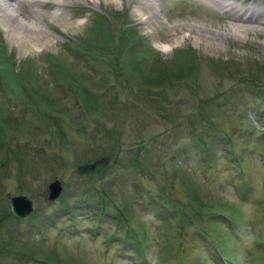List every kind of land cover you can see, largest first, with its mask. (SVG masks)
I'll use <instances>...</instances> for the list:
<instances>
[{
	"label": "rangeland",
	"instance_id": "374dc122",
	"mask_svg": "<svg viewBox=\"0 0 264 264\" xmlns=\"http://www.w3.org/2000/svg\"><path fill=\"white\" fill-rule=\"evenodd\" d=\"M50 1L44 0L43 3H35L29 7L24 5L26 11H32V17L27 20L35 21L37 26L45 29L43 32L49 35L50 41H47V45L27 50L0 24V37L5 51L14 57V73L21 71L20 65L24 60L28 59L30 62L24 71L27 80L12 76L16 84H19V89L13 90L11 82L6 84L0 74V122L6 131H11L15 136L10 134L7 137L8 142L14 141L9 147L15 150L19 145L23 153L20 155H23L24 160L23 165L18 166L17 157L11 155V163L4 168L7 154L0 147L1 208L9 210V200L13 196L28 197L33 202V212H38V219L29 222L27 217L28 219L19 220L17 225L22 232L30 228L32 236L34 234V238H38L41 226L48 222L46 217L63 213V205L58 203L59 198L47 205V186L58 180L63 188L62 194H65L67 199L66 205L74 208L73 214L76 218L73 222L61 218L54 228L43 232L44 240L48 241L45 247H50L58 238L64 237L66 250L79 258L80 264H180L176 260L167 262L161 248L164 240L160 241V245H148L142 252L131 245L123 249L120 239L123 238L124 225L117 228L112 218L100 219L94 216L95 210L91 206H79L77 199L71 197V191L75 190V194H79L84 182L92 180L93 187L112 193L119 204L122 202L124 188L127 205L130 201L138 203L139 197L142 201V206L134 205V212L129 215L128 207L123 209L129 225L138 231V224L142 222L150 229V235L158 233L159 236L165 237L175 235L174 230L179 224L175 211L159 207L157 202L143 194L150 191L152 196H157L155 189L162 184L172 187V191L179 195L178 187L181 184L192 186L194 182L201 194L219 197L223 200L220 201L223 206H231L219 209L230 221L220 220L218 229L226 241L219 243V250L216 249L218 242L212 237H199L195 234L198 231L194 230L196 227L187 225L182 253L184 263L181 264H231L228 262L230 256L234 258V264H264V98L256 99L247 93H240L246 88L244 85L236 86V70L232 71L234 76L229 79L226 77L228 72L219 76L221 73L218 69L212 67L213 62L229 66L235 64L237 70L246 75L254 73L253 70L257 66L264 70V23L253 24L255 31H250L246 38L233 36V39H229V20L216 6L228 5L229 0H141L145 5L142 11L138 9L136 0H61L67 5L53 9L48 4ZM261 7L264 12V3ZM116 12L125 13V27L138 31L143 44L151 47L153 53L160 54L162 67L173 60L176 50L193 49L201 60V66L198 68L199 80L193 83L196 90L185 91L182 89L185 84H177L166 96L164 94L163 97L157 98L160 101L167 97L164 100L170 103L166 111L160 112L152 104H141L140 93L143 92L134 88L130 79L132 68L123 60L121 65H124V69L117 67V71L122 73L117 81L125 85L124 90H109V83L105 84V88L102 87L104 84L98 76L89 81V88L98 98L102 112L93 114L86 108L83 109V100L80 106L74 96L62 92L53 79L56 73L50 69L45 57L50 54L59 58L62 52L63 62L68 69V73L63 74L64 79L68 78L69 73L75 72L79 80H86L85 71L93 73L91 68L96 67L98 63H91L90 68L89 61L78 56L79 53L65 49V45L78 44L79 37L87 38V32L91 31L96 14L114 21ZM53 14L61 17L52 19ZM155 19L162 21L159 29H155ZM173 24H194L217 33H225L229 38L218 41V45L212 47L206 46L202 41H196L188 34L187 37L181 34L184 38L173 42L167 31ZM141 46L142 44H137L136 50ZM154 69L150 68L149 73L146 70L149 78L157 76ZM150 73H153L152 76ZM140 76L144 75L139 73ZM19 79L24 82L17 81ZM125 80L128 81L129 87L134 88L133 93L125 91ZM142 81L145 80L140 83ZM46 82L52 85L46 87L50 90V99L54 100V103L59 100L61 104L55 109L60 112L55 115L59 117V121L65 118L62 126L67 136L62 143L55 136L54 126L44 130L41 124L42 116L36 112L33 104L27 103L30 102L29 95L33 94L27 87L45 86ZM149 82L147 80L142 83L144 91L154 88ZM217 89L241 90L232 97L237 120L228 122L229 107H224L221 117L225 114L226 116L218 123L222 134L231 130L232 123L238 125L233 141L235 146L228 147L223 144L221 139H224V135L221 139L214 136L207 140V148L202 151L191 150L189 147L193 140L190 137L192 130L185 124L189 108L192 104H197V101L212 96ZM45 94L47 93L41 92L35 97L41 100ZM192 95L195 99L191 98ZM112 96L116 98L113 100ZM178 109L181 112L173 118L171 114ZM101 124L105 128H102ZM141 145H145L146 150L140 153L138 151ZM89 149H100L102 154L108 155L109 165L101 172H95L96 169L90 172L91 176H79L78 166L93 163L99 158L98 154H93V150ZM174 151L180 156L173 165L171 154ZM138 153L141 162L146 159L145 164L153 177L138 175L130 168L124 167ZM210 156L212 159L207 160L206 157ZM84 160H88V163H83ZM19 167H22V174ZM7 227H0V237L3 235L5 239L9 238ZM47 228L48 225L45 224V230ZM107 235L115 236L116 240L105 242ZM60 244L64 246L63 243Z\"/></svg>",
	"mask_w": 264,
	"mask_h": 264
},
{
	"label": "trees",
	"instance_id": "16d2710c",
	"mask_svg": "<svg viewBox=\"0 0 264 264\" xmlns=\"http://www.w3.org/2000/svg\"><path fill=\"white\" fill-rule=\"evenodd\" d=\"M114 16V21H111L105 16L96 14V17L91 24V31L87 32L89 33L87 34V38L79 37L78 44H74L72 46L65 45V49L73 52L75 51L79 53L78 56L82 57L84 60L89 61L88 66L90 68L91 63H98L96 67L91 68L95 73L85 71L84 74L86 75V80H79V77L75 72L69 73L68 78L64 79L63 74L68 73V69L63 62L64 57L62 55V52L59 58H56L50 54L45 57L47 62L50 64V69L53 71V73H56V76H54L53 79L56 81V85H58L62 92L74 96V99H77L79 105L83 100V109L86 108L93 114L102 112L99 107L98 98L94 96L92 89L89 88V81L98 76L99 80L102 82V84H104L102 87H104L105 84L109 83V90H124L125 85H122L123 83L117 81V79L122 76V73L117 71V67L120 66L122 67V69H124V65H121V61L123 62V60L132 68V70L130 71V79L134 83V88H139L141 89L140 92H143L140 93V95L142 96L141 104L145 102L148 105L152 104V106H154L160 112L166 111V107L170 103H167L164 100L167 97L160 99V101H158L157 98L159 96L163 97L164 94L166 96V93L177 87V84H185V87L182 88L185 89V91L188 89H190L191 91L196 90L195 84L193 83L199 80L198 68H200L201 66V60L198 58L197 53L193 49L185 48L182 50H176L173 53V60L169 64L165 62L167 64H162L164 66L162 67L160 66V54L158 53V55L157 53L155 54V52L153 53L151 47L143 44L142 36L140 37L138 31H135V29L132 30L127 26L125 27L127 22L126 14L116 12ZM2 41L3 40L0 37V74L3 78V81L6 84L8 82H11L13 86L12 89L16 90L19 89L20 86L19 84H16L12 76H20L27 80L26 73L24 71L26 66L28 68V64H30V62L28 61V59L24 60L20 65L21 71L14 73V57L11 54H7ZM137 44H142V46L138 48V50H136ZM147 58L150 59L148 60ZM224 65L225 64H218L216 62H213L212 67L218 69V72L221 73V75L219 76H223L228 72L229 74L226 75V77L229 79L233 78L234 73H232V71L235 72L236 70V86L239 87L244 85V87L246 88V90H243L244 92L239 90L241 91L240 93H247L248 95L256 99L261 97L264 98V73H262L264 70L262 67L257 66V68H254L253 70L255 71L254 73L250 72L246 75L242 74V72H239L235 64H232L233 66ZM102 66L104 67L102 68ZM156 67L157 69H154ZM150 68L157 71V76H155L154 78H149V75L147 74V71L148 73L151 72ZM215 71L217 72V70ZM139 73L144 76L139 77ZM152 74L153 73H150V76H152ZM145 78L148 80V82L151 80L149 84L151 86H154L152 90L147 89L144 91L142 83L147 82ZM141 80L145 81H142L140 83ZM17 81L24 82L23 79H19ZM125 82L127 85V89L125 87V91L128 93H133L134 88L128 86V81L125 80ZM47 85L49 87L52 86L46 82L45 86L35 85V88L27 87L33 93L29 95L30 102L27 101V103L33 104L34 108L37 110L36 112L39 113L40 116H42L41 124L43 125L44 130H47L50 126H54L53 130L56 133L55 136L59 138V141L62 143L67 136L64 132V127L62 126L65 118H62L59 121V117L55 115V113L60 112V110L55 109L58 106L60 107L61 104H59V100L54 103V100L52 101L50 99V90L46 88ZM64 85L68 87H65ZM36 86L42 87V89ZM239 91L233 89L218 91L217 89V91H215L212 96L204 100H199L197 101V104H192V106H190L187 117L185 118L186 126L192 130V135H190V137L193 140L192 145L189 147V149H198L202 151L204 148H207V140H210V138H213L214 136H218V138L221 139V137L224 135V139H221L223 141V144L227 145L228 147L235 146L233 141L235 138V132L238 130V125H233L234 123H232L231 130H229L227 134H222L218 123L226 116L225 114L223 117H221L224 112V107H229L228 111L230 115H227L228 122L237 120V118L235 117L236 113L232 105V97H235L239 93ZM26 92L28 93V91ZM41 92H46L47 94H45L44 96L42 95L41 100H39L38 97H35V95L40 94ZM115 98V96H112L111 99L114 100ZM191 98L195 99V96L192 95ZM125 106L127 107V105ZM174 111L175 113L171 114L173 118L177 113L181 112L180 109ZM101 126L102 128H105L103 124H101ZM208 129L210 130L208 131ZM10 134L14 136L11 131H6V129L3 125H1L0 122V147L3 149L2 151L7 154L6 160L4 162V168L11 163V155L17 157L16 162L18 163V166H22L24 163V160L22 159L23 155H20L23 153L20 150L19 145L18 148L15 149L16 151L9 147L12 143H14V141L8 142L7 137H9ZM89 150L91 151L93 149ZM99 150L100 149H98L97 151L93 150L91 152H93V154H98L99 158L107 157V162L104 165L98 166L95 172H101L102 170H104V168L109 165L110 160L108 155L105 156ZM145 150L146 146L141 145L138 152L141 153ZM175 151L171 154V162L173 165L176 163L177 159L180 156V154H176ZM140 158V154H136L133 160L131 162H128L124 167H126V169L130 168V170H133L138 175H148L149 177H153L152 173L149 171L148 167L145 164L146 159L144 158V161L141 162ZM206 158L207 160L212 159V156ZM83 163H88V160H84ZM21 168L22 167H19V169ZM22 172L23 170L21 169V174ZM78 175L91 176V173H79ZM92 183V180H87L86 182H84L83 189L79 194H75V190L71 191V197H75L77 199L76 202L79 206H91L95 210L94 216H97L100 219L106 217L112 218L115 221V226L117 228L121 227V225H124L123 238L120 239V242L123 245V249H125L126 247L129 248L131 245L133 248H136L138 251L142 252L145 250V247H148V245L154 243H156V245H160V241L164 240V245H162L161 248L162 252L164 251V254L167 257V262L171 263L173 260H176L181 264L184 263L182 253L184 250V231L187 225L196 227L194 230L197 229L198 231L195 232V234H197L199 237H212L214 241L218 242L216 245L217 250H219L220 248L219 243L222 241H226L224 235L221 234L218 228L220 226L221 219L230 221V218L219 211V209L222 210L223 208H229L231 206H223L220 202L223 200L219 197L208 196V194H201L198 190L197 184H195L194 182L192 186H185V183L181 184V186L178 187L179 195H177V192L172 191V187H166L162 184L155 189V191L157 192V196H152L150 194V191H145V193L143 194L149 196V198H151L154 202H157V205H159V207L162 206L167 211H175L177 219L179 221L178 227L174 230L175 235L169 233L170 235L165 237L159 236L158 233H152L150 235L148 233L150 229H148L142 222L138 224V231L135 230L131 226V224L129 225V221L126 218V213L123 211V209L128 207V215L130 213H133L134 205L142 206L141 197H139L140 201L138 203L136 201H130V203L127 205L128 201L124 196L125 189L122 188V202L117 204L115 201L116 197H114L112 193H107L104 189L101 188L96 189V187H93ZM245 184L246 183H244V185ZM64 196L65 194H62L58 200V203L63 205V213H54L55 215L52 214L47 216L46 221L48 222L43 223V225L41 226V234L38 238H34V234L32 236L30 228L22 232V230L19 229L17 225L19 223V220L15 219L10 214V211L8 209L4 207L1 208L0 206V227L4 229L5 225H7L8 227L6 228V232L9 236L8 239H5L3 235L2 237H0V264H80L79 258L73 256L66 250V245L63 241L65 239L64 237L58 238L50 247H45L46 242L48 241L44 240L43 232L45 233V231L47 232V230L54 228L57 225V222L61 220V218H65V220L67 219L71 222H73L76 218L73 214L74 208L66 205L67 199ZM0 201H2L1 198ZM50 204L51 203H47V205ZM37 213V210H35L32 215L28 216L29 222H32L33 219H38ZM45 224L48 225V228L46 230ZM115 240V236L107 235L105 242H113ZM60 243H63L64 246ZM234 261V258L230 256L228 262L234 264Z\"/></svg>",
	"mask_w": 264,
	"mask_h": 264
},
{
	"label": "bare ground",
	"instance_id": "6f19581e",
	"mask_svg": "<svg viewBox=\"0 0 264 264\" xmlns=\"http://www.w3.org/2000/svg\"><path fill=\"white\" fill-rule=\"evenodd\" d=\"M43 1L44 0H0V24L6 28L10 36L17 39L19 45L23 46L27 50H34L39 46L47 45V41H50L49 35L43 32L45 29L42 30L41 28H39L35 21L29 22L27 20L28 18L32 17V11H26L24 9L27 6L29 7L31 5H34L35 3H43ZM136 1L139 4V10L142 11L143 9H145V5L141 0ZM48 4L53 9L54 7H61L66 3L65 1L61 0H51L50 2H48ZM216 6H218V9L221 12L226 14L225 18L229 20L230 24L228 27V32L231 35L230 38L225 33H217L216 31H211L209 29H206L204 27L202 28L201 26L199 27L194 24H173L172 26H169L167 29L170 34L169 37H171L173 39V42H175L180 38H184L185 36L187 37L189 35L190 37H193L196 41H202L206 46L212 47L217 46L218 41H222L227 37L229 39H233V36H245L246 38L247 34L250 31H255V27L253 26V24L264 23L263 11L258 13H241L239 11H235L232 7L228 5L217 4ZM51 17L52 19H56L61 16L58 14H53L51 15ZM155 17L152 16V18ZM161 24L162 21L157 19L155 22V29H159ZM181 34L184 37H182Z\"/></svg>",
	"mask_w": 264,
	"mask_h": 264
},
{
	"label": "water",
	"instance_id": "95a60500",
	"mask_svg": "<svg viewBox=\"0 0 264 264\" xmlns=\"http://www.w3.org/2000/svg\"><path fill=\"white\" fill-rule=\"evenodd\" d=\"M107 162L106 158H100L93 163L84 164L77 167L79 173L93 172L98 165H104ZM47 200L53 202L62 193V185L58 180L52 181L47 186ZM9 208L11 215L16 219H24L33 211L32 201L23 195L14 196L9 200Z\"/></svg>",
	"mask_w": 264,
	"mask_h": 264
}]
</instances>
